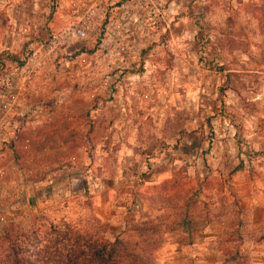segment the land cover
Masks as SVG:
<instances>
[{
    "label": "rangeland",
    "instance_id": "rangeland-1",
    "mask_svg": "<svg viewBox=\"0 0 264 264\" xmlns=\"http://www.w3.org/2000/svg\"><path fill=\"white\" fill-rule=\"evenodd\" d=\"M237 2L45 1L69 24L93 7L82 39L6 24L0 264L52 262L60 231L153 264H264V4Z\"/></svg>",
    "mask_w": 264,
    "mask_h": 264
},
{
    "label": "crops",
    "instance_id": "crops-1",
    "mask_svg": "<svg viewBox=\"0 0 264 264\" xmlns=\"http://www.w3.org/2000/svg\"><path fill=\"white\" fill-rule=\"evenodd\" d=\"M39 1L42 2L40 5L37 4ZM45 1L47 2V0H0V45L4 40V37H1V31L5 30L6 24L10 28V31H8L10 38H13L15 34H18L19 37L27 35L32 23L42 21H47V26L51 25L54 27L56 25L58 27L57 30L64 32L66 26L69 24L67 7H58L54 11H50ZM65 1L62 0L63 3ZM237 1V4H239L244 0ZM14 13H16V16ZM11 25H14V27H11ZM54 29L56 28L54 27ZM107 192V189L104 192H98L99 195L94 200V207L96 208L97 215L105 223H112L114 225L118 221L117 214L120 215V220L123 213H125L124 205L119 203V198L115 201H110ZM109 208L113 210L110 211ZM114 208L116 209L114 210Z\"/></svg>",
    "mask_w": 264,
    "mask_h": 264
},
{
    "label": "trees",
    "instance_id": "trees-1",
    "mask_svg": "<svg viewBox=\"0 0 264 264\" xmlns=\"http://www.w3.org/2000/svg\"><path fill=\"white\" fill-rule=\"evenodd\" d=\"M264 14V7L259 6ZM60 250L53 249L54 260L48 264H153L142 256L135 245L115 236L97 239L67 231H60ZM56 250V252L54 251ZM49 256V255H48Z\"/></svg>",
    "mask_w": 264,
    "mask_h": 264
},
{
    "label": "built area",
    "instance_id": "built-area-1",
    "mask_svg": "<svg viewBox=\"0 0 264 264\" xmlns=\"http://www.w3.org/2000/svg\"><path fill=\"white\" fill-rule=\"evenodd\" d=\"M94 17L93 7L86 8L76 23H71L66 26V33L76 39L84 38L88 29L93 26ZM81 60L83 61V58Z\"/></svg>",
    "mask_w": 264,
    "mask_h": 264
}]
</instances>
